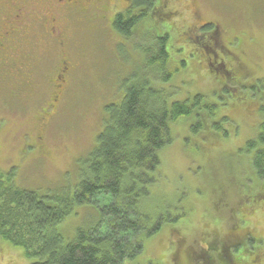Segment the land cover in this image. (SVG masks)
<instances>
[{"label": "rangeland", "instance_id": "1", "mask_svg": "<svg viewBox=\"0 0 264 264\" xmlns=\"http://www.w3.org/2000/svg\"><path fill=\"white\" fill-rule=\"evenodd\" d=\"M158 1L172 13L160 24L169 32L171 57L185 63L159 84L167 106L197 95L202 99L193 114L169 126L171 142L159 153L157 181L145 204L147 211H165L172 222L146 242L142 256L126 264H194L190 256L201 257L208 243H216L217 260L223 242H235L234 232H242L233 229L239 218L246 221L243 231L262 241L253 243L251 252L243 251L245 241L232 261L264 264V197L243 202L260 187L251 166L255 149L247 142L264 121V0ZM125 6L123 0L111 1L106 18ZM61 14L57 25L63 22L68 30L61 28L59 40L53 35L37 43V37L26 46L32 86L15 80L0 85V174L13 172L16 187L48 198L50 206H59L60 198L70 204L58 226L70 242L79 230L95 228L99 208L111 202L109 195H100L95 204L78 205L72 197L102 129L105 105L119 101L126 86L153 70L146 59L157 53L152 29L158 32L147 20L135 32L146 29L143 35L125 42L106 28V18L90 22L78 11ZM36 21L38 32L44 16ZM205 24L216 32L196 39ZM65 65L69 69L59 80ZM206 104L214 106L211 115ZM0 264L29 261L21 249L0 240Z\"/></svg>", "mask_w": 264, "mask_h": 264}, {"label": "trees", "instance_id": "2", "mask_svg": "<svg viewBox=\"0 0 264 264\" xmlns=\"http://www.w3.org/2000/svg\"><path fill=\"white\" fill-rule=\"evenodd\" d=\"M126 3L125 12L117 13L110 20L106 18V28L112 29L125 42H133L146 29L132 33V28L153 20L158 35L152 29V43L156 45L157 53H151L146 59L147 69L153 70L146 71L139 80L126 86L124 93L118 94L119 101L105 105L102 129L86 160L84 177L72 197L78 205L95 204L100 195L111 197L109 204L99 208L98 225L90 230H79L72 241L65 242L58 226L69 214L70 204L60 198L59 206H50L45 201L48 198L16 187L13 172L8 176L0 174V240L21 249L29 264L134 262L142 256L146 242L167 222H172L165 211L157 212L154 208L147 211L145 204L157 181L159 153L171 142L169 126L193 114L202 96H195L191 102L173 101L167 106L159 84L171 80L178 68L185 65L184 61L178 62L171 57L169 32L160 26L172 13L165 12L158 0H126ZM87 16L90 22H100L103 18L83 12V17ZM201 29H197L199 35H194L198 40L205 38L204 32L211 35L215 32L211 24H205ZM14 48L16 56L22 52L20 45H14ZM20 63L13 61L9 67L19 68ZM233 84L237 88L244 87L240 82ZM204 106L211 115L214 106ZM247 147L255 149L251 166L260 187L258 194L253 199L245 197L244 203L264 197V121L255 137L247 142ZM238 221L233 229H242L243 234L235 231V242L232 238V241L223 242V252L217 260L213 258L216 243H208L201 257L190 256L193 263L198 264L201 259L203 264H216L223 259L224 264H238L231 259L238 257L235 253L240 248L237 247L242 248L246 241L249 244L243 251L251 252L253 243H261L262 240L253 237L251 232L243 231L245 220L239 218Z\"/></svg>", "mask_w": 264, "mask_h": 264}, {"label": "flooded vegetation", "instance_id": "3", "mask_svg": "<svg viewBox=\"0 0 264 264\" xmlns=\"http://www.w3.org/2000/svg\"><path fill=\"white\" fill-rule=\"evenodd\" d=\"M111 1L114 2L115 0H0V85L4 86L7 82L11 84L12 80H15L20 86H32L33 80L30 79L31 62L29 61V53L25 51L26 46L36 41L33 40L32 42L31 39L37 37V43L46 41V36L53 38V35L55 37L59 35L56 38L59 40L61 28L64 32L68 30L65 29L66 26L63 22H61V27L57 25V20L61 19L62 11H78L80 14L88 11L97 18L103 17L105 19V7ZM123 1L126 2V0ZM127 7L126 3V6L116 11L110 19L119 12H125ZM45 12L47 14L44 15ZM40 14L44 16L45 21L41 30L37 32L34 29V24ZM138 27L132 28V33H135ZM35 32L40 35L38 36ZM63 41L64 38H61L60 43ZM14 45L21 46L22 52L17 56L14 52ZM13 61H20V67H9ZM218 66V70L224 69L223 63ZM68 69L66 65L59 69V80ZM226 74L229 76L231 73L227 72Z\"/></svg>", "mask_w": 264, "mask_h": 264}]
</instances>
